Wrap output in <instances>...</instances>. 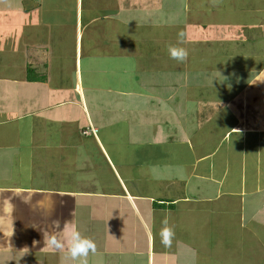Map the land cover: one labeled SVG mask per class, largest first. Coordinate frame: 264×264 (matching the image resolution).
Returning <instances> with one entry per match:
<instances>
[{"label": "crops", "instance_id": "0c3cea01", "mask_svg": "<svg viewBox=\"0 0 264 264\" xmlns=\"http://www.w3.org/2000/svg\"><path fill=\"white\" fill-rule=\"evenodd\" d=\"M21 3L33 25L25 40L15 26V39L0 48V251L37 254L40 264H78L66 243L63 250L44 248V234L66 240L67 222L68 232L96 243L88 264H219V245L231 240L249 247L244 255L258 264L264 0H223L218 7L207 0ZM246 6L261 15H206ZM181 30L186 63L167 51ZM161 85L167 100L181 105V123L161 101ZM129 100L146 103L139 110L154 113L156 129H127ZM35 117L38 125L20 126ZM129 117L142 118L136 111ZM88 126L96 133L84 134ZM165 214L175 231L171 248L158 235ZM219 225L231 240L219 243Z\"/></svg>", "mask_w": 264, "mask_h": 264}, {"label": "rangeland", "instance_id": "374dc122", "mask_svg": "<svg viewBox=\"0 0 264 264\" xmlns=\"http://www.w3.org/2000/svg\"><path fill=\"white\" fill-rule=\"evenodd\" d=\"M21 1L26 2L27 0H0V48L7 47L8 41L11 39H15L13 33L11 34L12 31L16 32L17 28L15 26H17V25L19 26L18 28H19V30H21L22 38H24V40H25L26 39V36L24 34V33H26L25 30L29 29L31 27V25H33L31 23L32 21H28L30 16H26L24 14V6H23V3H21ZM53 7H54V5H53ZM247 9L249 10V12H247ZM242 10H245V11L244 12H238V13H232V14L231 13L223 14L219 10L218 13H216L214 11V12L206 13V15L210 17V20H215V21H219V19H224V18L229 19L231 21L250 20L251 18H256V17L261 15V14L257 15L256 12H254V8H252L250 6H246ZM45 14H47V16L49 15L48 9L45 10ZM51 14H52V12H50V15ZM33 15H35V14H33ZM54 15H56V14H54ZM199 17H200V15H199ZM209 17H207V18H209ZM20 23L22 24V28L20 27L21 26ZM176 28L179 29V27H176ZM47 30H49L50 32H53L54 26H50L49 28H47ZM47 30H46V28H41L38 30V32H40V33L46 32L47 33ZM31 35H32V33H31ZM166 48H167V46L164 45L160 49L166 50ZM162 62L163 61H161V63ZM108 75H109V73L106 74L105 77L109 78ZM67 78H68V80H70L71 75H67ZM223 79L227 80L228 78L224 77ZM164 80L166 81L167 79H164ZM162 83H164V82L162 81ZM174 87H176V86H174ZM167 89H168L167 85H161L160 86L161 101L163 102L164 105L166 104L168 106V108H170L169 115L173 118V122L175 120L177 123L178 122L181 123L183 121V118L180 116V112L176 110V109H179L181 107V105L176 104L175 102H173L171 100L170 101L167 100V98H166L167 93L165 92ZM0 90L3 92V89H0ZM15 92H18V91H15ZM6 98H3V99H6ZM12 104H14V103L12 102ZM128 104H129L128 105V113H129L128 118L130 119V122L128 123L127 129H156L157 128L154 121H155V119H158V118H153V116H151V114H154V113H151V112L147 113L146 115L148 117H145V116H143V114L139 110L146 105L145 102L141 101V103L139 104L138 100H133V101L129 100ZM136 105H137V109H136ZM164 105H163V107H164ZM19 106H22V104H20ZM135 111L139 115H141L142 118L138 117V119L132 120V118L129 116H131V113L135 112ZM163 111H168V109L165 110V108H164ZM164 114H165V112H160V115H164ZM44 116L47 117V114ZM43 117L41 118V120L43 119ZM33 120H37L36 124L38 125V117H35L34 119L31 118L29 120L27 119L25 122L21 121V125L20 124L19 125L26 128L27 125H29V123L33 124ZM163 128H165V127L160 122V129H163ZM49 129H54V128L49 126ZM113 129H123V125H121L120 127L118 126L117 128L115 127ZM125 129H126V126H125ZM165 149H166V147H163L162 150L165 151ZM177 155H178V153H177ZM178 168H180V169L184 168L185 170H187V167H182L181 165L176 166V169H178ZM160 173L165 175L166 171L160 170ZM162 183H164V182H162ZM178 192H180V190ZM244 222L247 223L248 220L245 219ZM253 223H255V222H253ZM248 226H247V228H248ZM226 228H228V227H224V226L219 225V243H221L223 240H225V238H229L230 240L232 239L230 236H228V232H230V231L226 230ZM239 232L241 234H247L248 233V231L246 229H240ZM255 232H258V231H255ZM260 234H261L260 239L262 241V244H264V231H262ZM231 242H232V240L230 241V246L219 245V250H221V253L223 254V257H224V259L222 261L219 260V264H223V263L224 264H249L251 261V256L248 257V256L244 255L247 252H249L248 251V250H250L249 247H247V246L245 247L244 245H243L244 246L243 247V246L238 245L237 243H234V245L232 246ZM233 251H234V254H232ZM239 253H240V257H237L239 255ZM256 253H257L256 254L257 260L255 258L254 262L257 261L258 264H264V245L260 246V247H256ZM13 255H16L17 258L12 257ZM33 255L34 254H32V253L7 254L5 252L0 251V264H10V263L5 262L4 261L5 259H13V262L11 264H40V262L38 261L39 258L36 257L38 255L37 254L35 256H33ZM30 256H32V257L28 258Z\"/></svg>", "mask_w": 264, "mask_h": 264}, {"label": "clouds", "instance_id": "9594fccd", "mask_svg": "<svg viewBox=\"0 0 264 264\" xmlns=\"http://www.w3.org/2000/svg\"><path fill=\"white\" fill-rule=\"evenodd\" d=\"M212 7H218L223 3V0H207ZM186 42V32L181 30L177 33V45L168 46V55L170 59L175 60L178 63H186L189 57L188 50L180 45ZM54 225L59 228V221H54ZM163 227L160 229L158 235L160 237V243L164 248H171L175 238V231L169 226L168 215L165 214L162 220ZM66 233V240L58 238L57 235L44 234L45 247L48 250L56 251L63 250L65 243L67 244L68 254L73 261H77L78 264H88V256L90 253L95 254L97 251L96 243L90 239L83 237L79 231H67V222H65L64 229Z\"/></svg>", "mask_w": 264, "mask_h": 264}, {"label": "trees", "instance_id": "16d2710c", "mask_svg": "<svg viewBox=\"0 0 264 264\" xmlns=\"http://www.w3.org/2000/svg\"><path fill=\"white\" fill-rule=\"evenodd\" d=\"M30 70H31V69H30ZM29 78L33 79V77H32L31 75L29 76ZM90 128L95 129V127L88 126V127H85V128H84L83 133H84L85 130L90 129ZM96 130H97V128H96ZM95 133H96V132H93V131H92V132L89 133V134H95ZM84 134H86V133H84ZM87 135H88V134H87Z\"/></svg>", "mask_w": 264, "mask_h": 264}, {"label": "built area", "instance_id": "2783aa9c", "mask_svg": "<svg viewBox=\"0 0 264 264\" xmlns=\"http://www.w3.org/2000/svg\"><path fill=\"white\" fill-rule=\"evenodd\" d=\"M92 131H93V132H96V128H95V129H92V128L87 129V130L84 131V133L89 134V133H91Z\"/></svg>", "mask_w": 264, "mask_h": 264}]
</instances>
